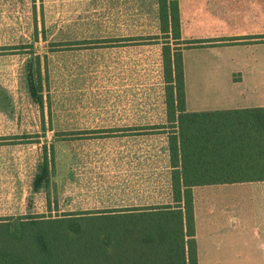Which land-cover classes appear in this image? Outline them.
<instances>
[{"label":"rangeland","instance_id":"rangeland-1","mask_svg":"<svg viewBox=\"0 0 264 264\" xmlns=\"http://www.w3.org/2000/svg\"><path fill=\"white\" fill-rule=\"evenodd\" d=\"M171 34L158 0H0V216L114 206L134 190L164 201L149 174L168 145ZM37 63L42 105L27 85ZM45 152L49 182L34 190Z\"/></svg>","mask_w":264,"mask_h":264},{"label":"trees","instance_id":"trees-1","mask_svg":"<svg viewBox=\"0 0 264 264\" xmlns=\"http://www.w3.org/2000/svg\"><path fill=\"white\" fill-rule=\"evenodd\" d=\"M172 203L0 216V264H197L192 187L264 179V107L186 111L178 0H158ZM180 43L182 47L178 46ZM180 47V48H179ZM27 85L42 105L39 65ZM45 152L32 189L48 185Z\"/></svg>","mask_w":264,"mask_h":264},{"label":"crops","instance_id":"crops-1","mask_svg":"<svg viewBox=\"0 0 264 264\" xmlns=\"http://www.w3.org/2000/svg\"><path fill=\"white\" fill-rule=\"evenodd\" d=\"M178 6L181 39L215 43L181 49L185 110L264 107V0ZM163 166L149 179L164 183V201L156 190L143 198L134 190L114 206L172 203L167 150ZM192 198L197 264H264V179L195 185Z\"/></svg>","mask_w":264,"mask_h":264}]
</instances>
